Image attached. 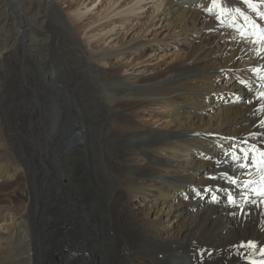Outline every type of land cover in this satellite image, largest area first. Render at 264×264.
<instances>
[{"label": "bare ground", "instance_id": "bare-ground-1", "mask_svg": "<svg viewBox=\"0 0 264 264\" xmlns=\"http://www.w3.org/2000/svg\"><path fill=\"white\" fill-rule=\"evenodd\" d=\"M145 1L133 0L127 12L141 10ZM154 3L160 27L181 35L186 51L176 64L146 76L133 75L132 63L124 61L143 43L137 37L110 51L120 57L110 82L113 103L97 123L85 119L80 132L74 121L65 124L50 155L58 170L39 171L37 180L39 172L20 162L11 168L8 142L0 136V264H264V196L244 187L262 181L261 174L239 167L249 164L252 150L264 151V100L258 99L264 44L242 33L264 26V0H250L254 7L244 0ZM51 6L50 0H0V12L13 14L11 29H22L25 38L23 44L7 38L0 61L21 50L22 57L45 65L40 54L47 40H38L36 29L48 14L64 21ZM218 27L216 48L207 54ZM48 31L58 44L60 30ZM91 61L89 55V63L81 62L85 71ZM153 103L163 108L149 117L155 121L137 120ZM93 127L96 151L88 139ZM26 183L38 190L39 205L30 192L25 203L10 208L7 200ZM42 214L52 218L40 219Z\"/></svg>", "mask_w": 264, "mask_h": 264}, {"label": "rangeland", "instance_id": "rangeland-1", "mask_svg": "<svg viewBox=\"0 0 264 264\" xmlns=\"http://www.w3.org/2000/svg\"><path fill=\"white\" fill-rule=\"evenodd\" d=\"M50 1V11L61 13L65 22L59 24L57 18H51L48 14L46 22L39 30L36 29L37 39L47 40L44 42L45 49L40 54L46 60L45 65L40 66L26 56L22 57L24 53L21 50L18 54L14 51L11 53V57L7 59L9 63L0 61V136L8 142L7 153L13 163L10 167L13 168L14 164L20 162L30 173L58 170L59 164L56 161L54 164L50 155L54 145L62 142L67 126L65 124L74 121L76 130L80 132L85 119H92L97 123L107 115V108L114 100L109 92L112 88L110 82L117 74L115 62L120 58L109 56L110 51L116 50L118 46L124 47L137 37L143 43L133 57L125 53L124 61L132 63L133 75L146 76L176 64L187 49L181 41V35L160 27L162 23L157 20L158 12L154 11L156 0L141 2L139 5L144 4V7L134 14L127 12V7L131 6L133 0H87L85 4H81L82 0ZM8 8L12 9L10 5ZM44 10L46 7L41 6L40 11ZM11 13L0 12V49L10 37L14 39L16 36L20 44L25 39L22 29H11ZM48 28L60 30L58 44L50 39ZM222 29L223 27H218L211 35L208 46L212 47L205 49L207 54L216 48V35ZM146 30L149 31L145 33ZM26 45L35 46L33 43ZM89 55L92 56V69L85 71L81 62L87 63ZM22 61H25L24 64ZM227 71L231 73L235 68ZM121 73L123 71L118 74ZM102 80L106 82L104 86ZM161 111L162 105L153 103L149 111L140 114L137 120L152 123L156 118L149 117L156 116ZM109 119L112 123L110 114ZM97 137V129L93 127L88 139L92 142L94 151L97 149L93 146ZM80 142L85 143V140L81 138ZM41 177L39 172L37 180ZM31 186L32 189L29 183L20 186L6 204L13 208V205L25 203L30 192H36L38 199L35 203L39 205L42 197L35 185ZM50 218L51 215H40L43 220ZM86 240L90 243L93 241L89 234Z\"/></svg>", "mask_w": 264, "mask_h": 264}, {"label": "snow or ice", "instance_id": "snow-or-ice-1", "mask_svg": "<svg viewBox=\"0 0 264 264\" xmlns=\"http://www.w3.org/2000/svg\"><path fill=\"white\" fill-rule=\"evenodd\" d=\"M216 2H217V0H213V4L215 5L216 4ZM244 2L246 3V4H249V6L250 7H254V5H252L251 3H250V0H244ZM236 11H240V9H237ZM241 15H243V13H241ZM255 43H261V44H264V30H262V32H261V35H260V38H259V41H255ZM253 71H256V69H253ZM241 83H243V81H241ZM258 99H261V100H264V92H261L260 93V96L258 97ZM261 124H262V126H264V121H262L261 122ZM260 156L262 157L259 161H256L255 159H253L252 161H250L249 162V164H244V163H240L239 164V167L240 168H246V167H255L256 166V164L258 163L259 164V171H260V174H261V180L262 181H264V152H260ZM234 160H237V161H239L240 159H241V157L240 156H238V155H233V157H232ZM244 159H248V153L247 152H245L244 153ZM225 176L227 175V174H224ZM215 177H213V179H214ZM229 180H230V182L232 183V184H236L237 183V180L236 179H234V178H228ZM250 183H254V182H250ZM244 187L245 188H247V187H249V184H245L244 185ZM259 195H261V196H264V183H262L261 184V191L259 192ZM213 199H215V197H213ZM229 200H230V202H235L234 200H232V197L231 196H229ZM249 247H255V245L254 244H252V242H249V245H248Z\"/></svg>", "mask_w": 264, "mask_h": 264}]
</instances>
